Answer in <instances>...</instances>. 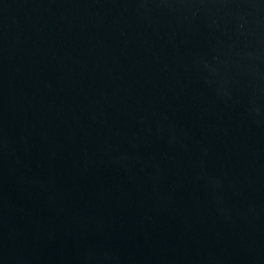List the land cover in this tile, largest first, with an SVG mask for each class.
<instances>
[{"label": "water", "instance_id": "obj_1", "mask_svg": "<svg viewBox=\"0 0 264 264\" xmlns=\"http://www.w3.org/2000/svg\"><path fill=\"white\" fill-rule=\"evenodd\" d=\"M0 264H264V0H0Z\"/></svg>", "mask_w": 264, "mask_h": 264}]
</instances>
